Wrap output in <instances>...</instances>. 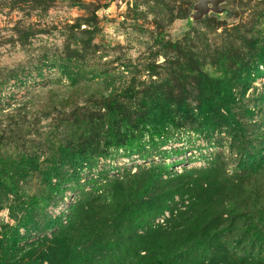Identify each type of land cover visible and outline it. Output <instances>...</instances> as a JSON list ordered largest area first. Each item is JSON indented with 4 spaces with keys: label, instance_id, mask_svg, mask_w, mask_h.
<instances>
[{
    "label": "rangeland",
    "instance_id": "1",
    "mask_svg": "<svg viewBox=\"0 0 264 264\" xmlns=\"http://www.w3.org/2000/svg\"><path fill=\"white\" fill-rule=\"evenodd\" d=\"M196 4L0 0V160L23 157L37 166L15 179L17 193L0 186V240L17 258L52 239L81 203L107 195L117 180L142 189L159 173L151 185L155 195L177 185L178 175L208 170L220 185L186 186L163 214L125 229V236L156 227L176 232L201 193L200 207L209 197L215 205L203 228L210 238L196 240L201 264H264V236L249 231L264 214V63L257 62L264 51V0H226L229 14L190 22ZM220 52L229 54L233 73L253 71L234 89L236 123L208 133L197 120V79L222 74ZM110 101L125 105L129 135L112 137ZM155 106L178 116L161 137L136 125ZM76 143L87 160L61 163L60 146ZM57 164L49 183L45 175ZM219 198L224 204L235 199L238 212L219 217L216 212H225Z\"/></svg>",
    "mask_w": 264,
    "mask_h": 264
},
{
    "label": "trees",
    "instance_id": "2",
    "mask_svg": "<svg viewBox=\"0 0 264 264\" xmlns=\"http://www.w3.org/2000/svg\"><path fill=\"white\" fill-rule=\"evenodd\" d=\"M95 15V14H94ZM96 17V15H95ZM90 23V20H85ZM257 62L264 63V51L257 54ZM234 60V59H232ZM231 58L226 52H220L217 56V67L221 70L220 76H211L199 73L197 120L202 131L213 133L221 125L236 123L233 105L235 103L234 89L243 82L251 79L252 71L248 67H242L239 73H233L228 67ZM236 64V63H235ZM244 72H248L244 75ZM107 120L112 137L117 134L129 135L128 116L123 103L110 101L106 104ZM178 116L171 110L165 111L159 106L149 107L146 112L136 118V125L148 128L152 131V137H161L167 128L176 124ZM92 123L87 124L81 137H86L91 130ZM114 135V136H113ZM77 144L74 148L60 146L61 163L69 161L81 164L88 156ZM21 162L11 159L3 163L0 160V186L8 189L9 193H17L18 176H24L32 166L31 160L21 158ZM59 165H54L45 177L49 183L56 177ZM194 177L189 174L178 175L175 180L178 184L167 189L158 190L151 195V185L160 174H152L149 186L142 189H129L124 187V182H114V187L107 195L89 198L81 203L74 212L70 223L63 227L52 239H46L41 244L33 245L28 251L24 250L18 254L10 252L4 247V240H0V264H201L195 255L196 240H207L211 231L203 229L215 216L213 199L205 207H200L202 194L192 204L194 208L189 209L191 219L181 229L168 230V228L156 227L149 229L145 234H137L132 237L125 236V229L132 230L141 228L150 218H155L167 209L168 203L177 194L186 191V186L192 184L194 187L218 186V179H211L208 170L198 171ZM187 178V182L182 180ZM222 197V196H220ZM220 199V198H219ZM32 202L35 198L31 199ZM197 200L199 203H197ZM217 202L218 199H215ZM224 198L218 203L225 212H216L220 217L224 213H237V201L229 200L224 204ZM182 213L181 215H183ZM182 217V216H181ZM249 231L254 235L264 236V214L259 222ZM205 237V238H204ZM199 242V243H200ZM144 253V254H142ZM35 259V261H34ZM221 260L225 261L224 258Z\"/></svg>",
    "mask_w": 264,
    "mask_h": 264
},
{
    "label": "water",
    "instance_id": "3",
    "mask_svg": "<svg viewBox=\"0 0 264 264\" xmlns=\"http://www.w3.org/2000/svg\"><path fill=\"white\" fill-rule=\"evenodd\" d=\"M226 0H197L193 13L189 16L190 22H197L207 16L215 15L221 17L229 14V11L222 7Z\"/></svg>",
    "mask_w": 264,
    "mask_h": 264
}]
</instances>
